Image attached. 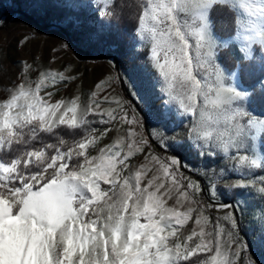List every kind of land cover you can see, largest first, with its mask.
Here are the masks:
<instances>
[{
	"label": "snow or ice",
	"instance_id": "snow-or-ice-1",
	"mask_svg": "<svg viewBox=\"0 0 264 264\" xmlns=\"http://www.w3.org/2000/svg\"><path fill=\"white\" fill-rule=\"evenodd\" d=\"M9 3L64 40L0 97V264H264V0Z\"/></svg>",
	"mask_w": 264,
	"mask_h": 264
},
{
	"label": "rangeland",
	"instance_id": "rangeland-1",
	"mask_svg": "<svg viewBox=\"0 0 264 264\" xmlns=\"http://www.w3.org/2000/svg\"><path fill=\"white\" fill-rule=\"evenodd\" d=\"M9 9L13 11L6 15L4 11ZM6 21V27L0 32V97L5 95V86H10L9 81L12 80L17 72V61L27 59L30 63L34 58L38 57L43 63L48 57L54 55L51 49L59 47L64 40V33L55 27H47L41 24L40 29L32 32V26L35 23L31 17L25 15L21 10L12 8L9 0H3V10L0 11ZM32 32L33 39L24 48L17 47V40L22 33ZM75 52V49L73 50ZM83 56V53L81 54ZM72 61L79 67L81 72L86 74L84 86L91 85L92 81L104 71L103 67H98L91 62V57L88 60L82 61L77 59L73 54H62L57 57L51 65L53 68H59L62 64ZM102 63V62H99ZM61 95L66 94L61 92ZM131 99V97H129ZM252 207H255L252 204Z\"/></svg>",
	"mask_w": 264,
	"mask_h": 264
},
{
	"label": "trees",
	"instance_id": "trees-1",
	"mask_svg": "<svg viewBox=\"0 0 264 264\" xmlns=\"http://www.w3.org/2000/svg\"><path fill=\"white\" fill-rule=\"evenodd\" d=\"M13 11H11V10H9V9H6L5 11H4V13H6V15H9V14H11Z\"/></svg>",
	"mask_w": 264,
	"mask_h": 264
}]
</instances>
